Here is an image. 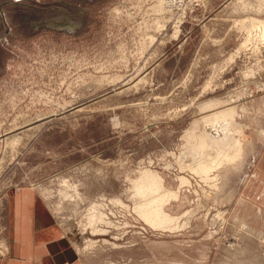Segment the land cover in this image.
Segmentation results:
<instances>
[{
	"label": "rangeland",
	"instance_id": "obj_1",
	"mask_svg": "<svg viewBox=\"0 0 264 264\" xmlns=\"http://www.w3.org/2000/svg\"><path fill=\"white\" fill-rule=\"evenodd\" d=\"M171 1L0 0V264L52 262L25 241L40 209L54 264H264V0ZM227 107L244 151L205 176L189 131ZM146 169L178 224L138 215Z\"/></svg>",
	"mask_w": 264,
	"mask_h": 264
},
{
	"label": "bare ground",
	"instance_id": "obj_2",
	"mask_svg": "<svg viewBox=\"0 0 264 264\" xmlns=\"http://www.w3.org/2000/svg\"><path fill=\"white\" fill-rule=\"evenodd\" d=\"M170 1L171 0H167L166 3L172 6L173 3L170 4L172 2ZM262 31L264 34V26ZM207 107H209V105H207ZM236 113L237 112L234 107H227V108H223V110H216L214 112L209 113V115L206 116L204 115L203 117L197 119L195 125H193V127L191 128V131H189L190 134L193 135L197 134L196 136L198 140L194 145L195 147H192V149L197 150L196 151L197 158L195 157L196 164L194 163L192 167L195 168L198 172H201V174L203 173L205 176H207L212 172L213 168H216V166L219 163L222 164L223 162L226 163L227 161L233 162L236 159H238L239 156L243 153L244 147L242 146V142L236 140L234 137V134L239 133L241 129V128L239 129V125L237 126V121L235 118L237 115ZM199 124H200V128H199ZM261 135H264V131H262V129H261ZM189 149L190 152H192L191 147ZM214 162H216L215 163L216 165L214 164ZM220 166L222 167V165ZM142 174L143 177L142 178L139 177V182H136L135 194L136 195L140 194L141 196H146V197L145 199H143V197H141L142 199L140 198V200L138 199L139 203L137 202L138 204L134 207L138 212V215L141 216L146 222H148V224L150 223L154 227L156 226L162 228V227H169L174 224H178L179 223L178 220L181 217L173 216L170 213L168 214L163 207L166 206V201H168L170 197H178L179 192L177 193V190L173 191L171 189H166L164 186V179H162V177H160V175H158L157 172L154 171L152 172L151 170L146 169L142 172ZM185 179L186 178L182 177V181H185ZM117 201L121 202L120 199ZM99 207H97L98 210L95 209L96 207L94 208L95 211L93 212V217L96 219L97 216L101 217L104 214L101 211H99ZM191 214L192 213L190 212V216ZM93 217L90 218L89 226L92 225L93 227H96L95 219ZM106 223L108 224L109 222ZM86 239L88 240V238ZM89 241L91 240L89 239Z\"/></svg>",
	"mask_w": 264,
	"mask_h": 264
},
{
	"label": "crops",
	"instance_id": "obj_3",
	"mask_svg": "<svg viewBox=\"0 0 264 264\" xmlns=\"http://www.w3.org/2000/svg\"><path fill=\"white\" fill-rule=\"evenodd\" d=\"M26 204V203H25ZM41 213L38 212L37 217L31 218L30 220H24L26 231H32L29 239H25L26 242L28 241H34L35 242V254L42 255L45 258H49L51 256V259L49 261L50 264H54V262H62L65 260H69L71 254V246L69 244V241L65 238V235L63 232L61 233V230L59 226L52 223V219L49 216L47 211L41 210ZM18 224V223H17ZM19 225V224H18ZM33 225L37 226L38 232L33 234ZM17 230V229H16ZM18 231V230H17ZM23 233V231H22ZM15 234V242L24 244L25 241H23V234ZM13 235V233L11 234ZM30 243V242H28ZM33 243V242H32ZM18 246H20L18 244ZM17 247V246H15ZM52 254H51V252ZM50 255V256H47ZM39 256V258H40ZM22 255L19 254V252H13L12 257L8 258L5 264H32L33 261H29L28 263H24L22 260Z\"/></svg>",
	"mask_w": 264,
	"mask_h": 264
}]
</instances>
